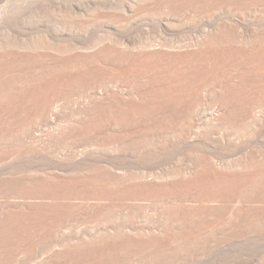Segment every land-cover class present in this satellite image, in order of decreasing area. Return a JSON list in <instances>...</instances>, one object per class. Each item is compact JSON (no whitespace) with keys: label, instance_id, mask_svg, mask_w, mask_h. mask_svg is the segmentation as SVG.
<instances>
[{"label":"bare ground","instance_id":"1","mask_svg":"<svg viewBox=\"0 0 264 264\" xmlns=\"http://www.w3.org/2000/svg\"><path fill=\"white\" fill-rule=\"evenodd\" d=\"M14 1L15 0L12 2ZM122 1L121 3L125 2ZM136 1L135 3H137ZM117 2L115 1V4L113 3L114 6L109 2L111 5L110 7L108 4H104V6H108L103 7L102 5L100 8L104 10L108 9V11L105 10L106 12H109V8H111V11L113 9L114 11H112V13H107V15L110 14L112 16V14H114L117 18L118 13L120 15L123 12V15L127 14L125 13L127 11H125L126 7L124 10L122 7L127 6L125 5L127 2L123 3V5L121 4V6L117 5ZM100 3L103 4L102 2ZM139 3L142 4L143 9H150V11L154 10V12L156 11L155 9L163 11V13H159L158 18L156 17L157 20L155 18L156 21H148L149 25L150 23L152 24L150 27L146 25L148 30H151L154 35H151L150 32H146L144 29H140V32L134 31L136 32H133L135 35L133 33L131 34L134 38L131 36L133 39L129 38V40L123 39V35H121L119 31L118 34L122 36H120L121 39L118 37L119 35L117 36L115 34L119 27L114 28V26H109L116 31L112 30L113 32H111V30H107L111 32H109V34H107L108 32H105L106 34L102 32L105 35L102 36L103 34H101L99 41L98 38L100 35L97 37L96 41L94 39L93 45H88V47H86V44H92L90 41V43L82 44L84 46L86 45L85 47L76 45L78 46L76 48H74L75 45H73L72 48V45L68 47L69 45L67 44L55 43L54 41L55 44L52 42H42L44 40L43 38V40L37 41H31L32 39H30L28 42L24 40L15 42L19 39H11L12 42H10L11 40L9 38L6 41V38L3 37L5 40L3 39V42L0 43V66H4L5 63L8 65L6 61H11L12 63L14 62L13 66L15 68L18 67V61H22L19 62L20 65H22L23 62L28 65L33 62L36 66L38 64V67L35 66V68L33 63H31L32 66L30 65L32 68L28 67L27 64V67L24 66L25 64L21 67L19 65V72H21L22 67H25L22 71H26V68H28V70L29 68L34 70H29L30 75L27 70L28 72L26 71V75H29L27 77H25L26 75H22V73H18L20 76H15V78L14 74L11 72L15 70L18 72V69L15 68L14 70L10 62L9 65L13 69L10 73L13 74L12 78H14L12 79L11 76L9 77L12 79L10 83L7 82L8 79L7 81L5 79L4 83L0 78L1 98L3 97V86H5L6 89L8 84V88H12L13 93L14 90H20V92L17 91L19 95L10 93L13 96H18V98L22 91L23 93L26 90L30 92L29 90L31 88L29 86L31 85L36 87H33V90L37 89L36 91L34 90V93L32 91L30 92L33 94L36 92L35 98L32 97L34 102L33 104L31 102V106L25 111L27 117L25 116L26 119L23 124L21 123L18 125L19 128H17V124L21 122V120L19 121L20 117L16 125L15 120L8 121L11 123H9L10 125L7 124L8 122L6 123L8 119L15 118L17 112L18 114L21 112V114L24 115V113L20 111L22 108L17 112H15L17 107L14 109L15 111L10 108V106H13V103L8 105V107L10 111H13L9 113L14 114L15 112V115H13L12 118H7V115V117H5V120L7 119L6 121L2 120L4 118L0 119V121L2 120L1 122H5V129L0 126L2 132L8 129L6 124L10 126L9 128H12L14 125V127L17 128L13 134L12 132L16 128H12V131L9 130L11 134L10 136L9 133H7L9 138L7 134L5 135L6 138L5 136L3 137V133L0 131L2 135L0 137V160L2 161L7 151H9V154L11 153L10 147L14 143H19L18 145L21 144L20 147L22 144L23 146L31 145V147L34 145L33 148L35 149L37 145H39L36 144L39 143L37 139L43 138L39 136L38 138L36 137L37 135H35V133L39 131V127L42 125L50 126V117H52V115L58 117L60 113H62L60 107H57L58 110L55 107L57 106L55 101H58L57 97L59 96L56 94L57 99L55 100V95L53 94H55L56 90L57 92L59 91V93H62L63 89L65 90V88H61L63 87V82L58 84V82L54 80L56 75L61 74L63 76L64 73H68L65 74L66 76L68 75V77L64 75L67 82L64 81V77L61 81L66 82L71 87L74 84L72 82L76 84L77 81L73 79L71 82L72 84L69 82L72 74L77 78L81 76L83 80L87 77H91L92 80L90 78V82L92 81V84L88 81L89 79H86V81H88V88H86L87 85L85 86V84H83L85 88H80V90H82L79 91L78 86L76 88V85H81L82 83H80L82 79H79L80 81L78 80V83L73 87L75 88L74 90H69V88H71L70 86L66 87V91L69 90V92H76L78 89V91L82 93V95H80L82 96V101L85 99V102L83 101L84 103L82 102V105L80 104L82 107L76 108L80 110V112H78V117H73L77 122L73 119L67 120L68 122L72 120L75 122H70L74 125H70V123L67 122V124L70 125V128L67 126L68 129L64 126H58L59 123L57 125L60 127L59 130H53L52 128L53 131H56L55 133H52V130H50V132L48 130V132L52 134H49L50 138L46 137L49 136L47 133L45 135L43 132V134L47 138L48 143L56 142L55 144L64 139L69 141L67 138L72 136L71 139H75L73 142H77L76 137L81 135L79 137V139H81L83 135V138L88 137L90 141L95 140L98 145L100 144L98 149L102 148L98 151L92 148V152L89 149L92 145L89 143V145H85V148L82 145L83 147L81 149L83 150L78 151L76 148H80L78 145H81V141L79 144L72 142L70 144L68 142L69 145L67 142L63 141V143L65 142L68 146L71 145L70 149L72 150H69V155H63L65 157L59 162L54 159L50 160L51 158L46 162L47 160L44 158L46 162L44 163L42 158L43 162L40 166L39 163L38 165L32 163L30 159L34 157V154L39 152V149L42 150V147L47 144H44V142L47 141L42 139L44 142L42 145V141L40 140L42 146H39L41 148L38 146L39 149L37 148L38 150H36V153H33V156H31V150L33 152L35 149H29V156L31 157L28 158L26 156V158L29 159L28 161H31L30 165H35L32 167H28L29 164L27 165L24 163L25 160H22L24 158H22V153L19 151L21 155V158H19L22 160L21 162L24 161V166H22L21 162L20 165L14 161V167L7 163L9 165L6 164L7 166L5 167L9 166V168H0V200H3L0 201V219H4L3 216L5 215L9 216V219L10 217L13 219L15 216H10L11 214H19V217L21 214V220L17 216L15 218L19 219H17V221H24L23 219L29 220L31 216L29 217L28 215L32 214L36 220V216H41L40 218L42 219V215L44 214L46 217V213L50 215V211H54L58 214L57 211L61 210V213L62 210L64 212L66 209L65 213H67L68 208L69 210L70 208H76L78 210V206H76L77 202L73 203L78 198L80 201L82 200V202L79 203V210L81 211L80 213L77 212L79 216L81 213L90 215L94 212V215L100 214L99 217L101 220L103 217H107L106 220L103 219L107 221L110 219L107 215L118 214L119 212L116 211L123 205L120 204L119 207L116 208L114 205L115 203H113L111 199L113 197L110 196H116V199L114 197L113 200H117L119 199V197L117 198L119 194H121L120 196H125L124 194L126 193L127 195L134 196L135 192L138 194L140 191H143L144 193L147 192V194L149 192L152 195L153 193L157 195L161 191L168 190L167 193H172L170 190H173L171 196H175L174 192H179L177 194L178 196L176 198L173 197L175 198L174 200L169 199L171 203L165 202L166 206L164 205L160 208L162 203H160V205L158 204L159 206H157L159 208L157 207L158 209L156 208L153 214L150 212L152 215H148V218H152L153 220L152 222L148 219L151 221V225L148 224L149 226L144 227H137L136 225V227H132L134 224L131 218L135 219L136 216L140 217V215H143L146 213L145 211L149 209L145 210V208L138 207V205L136 206L135 204L130 205V203L128 205L126 202V206H124L125 208L123 209L127 210L128 214L126 215V211L124 213V210H122V212V208H120V213L121 215L125 214L128 218L131 217L129 218L132 223L130 224L131 227L123 225L124 223L126 224V222H124L122 224L123 226L119 224L120 227H114V229H116L113 232H111L110 228V231L107 229L109 232L103 231L104 234H98V236L96 234V236L91 234L92 236L90 238H80V240L75 238L78 240H74L75 242L69 239L71 242L68 241V244L63 243V245L66 244L64 247L68 250H74L75 252H91V255L96 252L94 254L95 257L90 255L93 259H97L96 254L103 255L98 256V259L99 257H102L100 259H104L103 257L105 255L103 253L112 255L113 252L115 255H120L122 253V255H125L124 252L128 253L131 251L135 257L139 254H134L133 252L135 251L141 252L142 256H146L144 259L151 257L152 259H149V261L155 260L152 256L165 257L170 255L172 258L174 255V260L177 255L179 258L182 257L184 261H186L184 263L188 264H245L242 262L245 255L255 251L259 255H256L258 258L256 257V262L254 264H264V0H139L138 4ZM15 4H17V1ZM127 4H129V2ZM50 5H53V3ZM50 5L49 8L51 9L52 7H50ZM61 5L58 7H61ZM66 5H62L64 7L60 9H64L67 12L72 10ZM132 5L135 6L134 3ZM186 5H188L187 7H190V5L193 7V5H195L196 7L194 6L193 8H196V10L197 7L200 6L202 7H200L201 9H203V6L209 8H207L208 10L206 9L207 12L205 15H202L204 13L197 14L196 12L191 14L184 11L185 8H187ZM128 6L127 7L130 8V5ZM89 7L91 6L89 5ZM96 8H98V6ZM182 8H184V10ZM57 9L60 10L59 8ZM173 9L182 11L176 12V10ZM64 10L60 11V13L64 12ZM83 10L86 12L89 9ZM115 10L118 13L115 12ZM172 10L176 12L175 15H173ZM73 11L75 12V9H73ZM91 11L92 9L90 12L87 11V15H89L88 13H91ZM85 12L83 13L85 14ZM130 12H132V8ZM79 13L77 14L75 12V14H73L82 16L83 13ZM94 13L95 12H93V14ZM68 14L71 16L72 12ZM114 16H112V18ZM117 18L115 20L113 18V20L117 21ZM136 20L138 19H135V21ZM133 21L134 20H132V22ZM138 22L139 21H137V23ZM145 22L144 24H146ZM128 23L130 24L131 21ZM129 24L126 26H129ZM133 24L136 23L133 22ZM36 38L40 39L39 37H35V39ZM15 61L17 63H15ZM8 67L9 66H7V68ZM7 68H4V70H7ZM2 71H0V73H2ZM9 71L10 67L8 72ZM8 72H6V74H8ZM45 73H49L50 77ZM69 74H71L70 77ZM52 75L53 78L51 77ZM6 76L0 77L4 79ZM58 78L61 77L59 76ZM58 78L56 77V79ZM45 80L47 82H45ZM66 83L65 85L63 83L64 87L67 86ZM128 83L131 85L129 86ZM89 84L92 85L90 88ZM26 87L29 89L22 90ZM78 91L77 93L79 95ZM8 92L3 93L8 96L10 95ZM27 92L24 93L26 94L25 99L24 96L20 97V99H22L21 101L24 99L22 103L28 102L26 100L27 95L29 97L31 96L29 95L30 93L27 94ZM69 92H67L68 95L64 94L65 97H70L72 94H75L74 92L70 95ZM63 93L65 92L63 91ZM64 95H60L59 99ZM65 97L64 100L66 99ZM9 98V101L12 102L14 98V101L17 102L15 97H8V99ZM6 99H1V101L3 102L5 100L8 104V99ZM20 99H18L17 104H21ZM27 99L29 100L28 97ZM33 99L29 101H33ZM79 99L78 101L81 102V97ZM5 101L0 105L3 106ZM68 101L70 102L69 98L64 102ZM74 101L75 103L78 102L77 100ZM11 102H9V104ZM75 103L71 104L70 102V105ZM30 104L28 102L26 106ZM20 106L22 107L24 105L21 104ZM66 106V108H68L69 103ZM73 106H69L68 109ZM4 107L7 108L5 105L3 108ZM74 107H76V105ZM9 108L7 109L9 110ZM66 108H63L64 111ZM23 109L26 110L27 107H23ZM54 109L60 111L59 115L54 114ZM2 112L4 113V110ZM23 115L22 117H24ZM37 128L38 130L36 131ZM6 131L9 132L8 130ZM108 142L111 143V146L113 143V149L114 147L117 149L123 144L136 143V146L139 145L137 146L138 149L135 147L136 150L133 147L134 144H132L133 153L138 150L135 153V155H137L135 160L128 156L127 159L126 153H123L125 159L121 156L118 158L113 155V157L111 155L112 147L108 145ZM53 143L51 144L53 146L50 145L51 153L49 155L57 151V146L60 145L59 143L55 151L52 152V148L54 147ZM105 144L111 148L108 147L110 150L107 149V151H110V155L105 153L107 152L105 150V147H107ZM46 146H49V144ZM62 146L60 145L59 148ZM20 147H16V149H20ZM28 148H30V146H27L26 149ZM46 148L43 149L46 150ZM116 149H114L115 154ZM124 149H128V152L127 150L124 151ZM129 149L130 147L128 148L127 145L122 149L123 151L118 152H120V154L122 152L129 153ZM117 150L120 149L118 148ZM15 152L18 154V151ZM59 152L58 149L57 154L55 152L54 155L56 154L59 157ZM56 155L55 159L57 158ZM116 155H119V153ZM234 155L236 156L235 158ZM11 156L12 155H7V158L9 157L8 159H10ZM14 156L15 154H13L12 157ZM36 156L38 157V154ZM53 156L51 157L53 158ZM66 156L68 158H66ZM64 158L67 160H64ZM15 159L16 158L11 160ZM132 159L133 161H130ZM5 163L1 164L5 165ZM159 163L162 168L159 167L160 165H157ZM155 164L158 167H153L156 166ZM3 165L0 166L2 167ZM156 168L158 169L155 170ZM20 181L21 185H24L21 188H25L26 192H28L26 188H36V190L30 189L33 191L32 196H30L32 192H28L30 195L26 193L30 197L18 195L17 192L20 189L18 188V190L17 187ZM48 185L50 189L53 188L50 186L56 188L58 186V188H55V190H50L48 188L49 190H47ZM43 186H46V190L42 188ZM95 187H98L100 191L102 189V193L99 192L98 189L96 190ZM92 188L95 189V194ZM15 189L17 192H15ZM103 190L112 191V193L108 191V194L112 195H107L111 200L106 198L107 191L104 194ZM10 191L14 192L19 199H21V197L22 199H18L19 201L15 200L17 196H11L13 194H10ZM23 191L19 194L22 193L21 195H24ZM97 192L104 194L106 201H111L114 206L108 205L105 201L104 203L98 202L101 199L99 198V200L97 198ZM113 192L116 195H113ZM143 192H141V194ZM93 194L94 196H91ZM101 194H98V197L102 196ZM162 195H160L161 197L158 195L161 200H163ZM95 196L97 199H95ZM163 196L165 198V192ZM169 196L168 194V197ZM90 197H94L91 200H96L97 202L90 204ZM102 197L104 200V196ZM127 197L128 198L120 197V200L124 198L129 199V196ZM168 197L166 196V198ZM78 199L76 201H79ZM167 204L171 205L168 206ZM112 207L116 208H113L115 214L113 213ZM83 210H85V213L82 212ZM54 212H52V214H54ZM70 212L71 210L68 211V213ZM73 212L76 214V211H72L71 213L74 214ZM88 212H90V214H86ZM22 214H28V217L22 219ZM101 214L105 216L102 215L103 217L101 218ZM117 214L113 216V220L114 217L115 220H117L116 216L119 218V214ZM26 215H24V217ZM144 216L145 218L147 217L145 214L142 217ZM127 217L125 219H128ZM6 219L5 216V220ZM129 219L127 222H129ZM66 220L68 221L69 219L67 218ZM14 221H16V219ZM65 221L58 222L57 226L53 227L54 229L51 231H54V237L52 235L49 237L47 232L44 234L45 238L46 235H48L49 238H47L48 241H46L50 243V245L45 244V246L48 245V248L49 246L51 247L49 239L51 240L53 237L52 239L55 238L54 240H56L55 235L59 236L60 229H63V225L65 226ZM51 231L49 229L48 233ZM40 234L43 233L41 232ZM36 235L37 238L41 236L39 239H42V235ZM36 235H33V239L31 240L30 238L32 237L29 239L26 238V240L28 239V250L29 248L33 250V248L37 246L35 245L36 239H34ZM38 240L36 242H40ZM41 242H44V240ZM63 242L65 241L63 240ZM40 244L43 245V243ZM5 245L7 247V243ZM38 247L41 248V245L37 246V248ZM124 248L131 251L126 252ZM66 249L63 251H66ZM68 250L66 253H68ZM63 251L61 250L60 252ZM116 251L120 252L117 254ZM20 252L21 251H19V253ZM28 253H24V256L28 255ZM32 253H37V249L36 251L34 250V252L32 251ZM131 253L128 254L131 255ZM70 254L73 255L72 252L67 255L72 256ZM79 254L80 253H74L75 257H78ZM84 255L85 254L82 256L85 259L90 257L87 253L86 256H89L88 258ZM118 256L114 257H117L119 260L120 258ZM170 256H168V260H170ZM112 257L111 259H114V257ZM163 257L161 258L163 259ZM166 258L167 257H165V259ZM179 258H177L178 261L177 259L175 260L181 264V260L183 259L180 260ZM108 260L110 259L108 258ZM173 260L172 262H174ZM52 261L54 264L57 262V260H55V262L54 260ZM177 262L174 263L177 264ZM56 264H59V262Z\"/></svg>","mask_w":264,"mask_h":264},{"label":"rangeland","instance_id":"2","mask_svg":"<svg viewBox=\"0 0 264 264\" xmlns=\"http://www.w3.org/2000/svg\"><path fill=\"white\" fill-rule=\"evenodd\" d=\"M8 1V2H7ZM0 0V39H1V41H0V43H2L3 41V39L4 38H6V41H7V39L9 38L10 40L11 39H14V40H16V39H19V40H16L15 42H20V40H24L25 42H28V40H30V39H32L31 41H37V40H43L42 42H46V43H50V42H52V43H62V44H67V45H69L68 47H71V45H72V48H73V45H75L74 46V48H76V47H78L79 45L81 46L82 44H86V43H90V41H91V43L92 44H86L85 46L86 47H88V45H93L94 44V42H93V40L95 39V41H96V39H97V37H99V35H100V37L98 38V41H99V39L101 38V34H103V33H105V32H108L107 34H109V32L110 31H107V30H111V32H113V31H116V30H114V28H117V27H119V28H117V31L115 32V34L118 36V37H120L121 35H123V39H133L134 37H133V35H131L134 31H137V32H140L139 30L140 29H144L146 32H150V34L151 35H154V33L151 31V30H148V27L147 26H151L152 24L150 23V25H149V22H151V21H154L155 20V18L157 17L158 18V15H159V13L161 12V13H163V11L162 10H157V9H155L156 11L154 12V10L151 12L150 11V9L149 10H147V9H143V6H142V4H138V1L139 0H123V1H125V2H129V4H127V3H125V2H123L122 0H63V1H57V0H27V1H24V0H15L14 2H12L13 0ZM16 1H17V4H15L16 3ZM112 1H114V2H112ZM115 1L117 2L116 4L117 5H119V6H121V4L123 5V3H125V5H130V8H128L127 6H122L123 7V10H124V8L126 7V9H125V13H127V14H125V15H123V13L120 15L116 10H115V12H117V13H115V14H117L118 15V18H117V16L115 15L114 16V14H112V16H114L113 18H114V20L117 18V21H114L113 20V18H112V16L110 15V14H108L107 15V13H109V12H111L112 13V11H114L113 9H112V11H111V8H109L111 5L112 6H114L113 5V3L115 4ZM121 1L123 2V3H121ZM135 1L137 2V3H135ZM5 2H7V3H5ZM73 2V3H72ZM100 2H102L103 4H101ZM105 2V3H104ZM109 2L110 3H112L111 5L109 4ZM53 3V5H50V4H52ZM68 4V5H66V4ZM97 3H98V5H97ZM101 5H100V4ZM135 4V6L136 5H140V6H134V5H132V4ZM15 4V5H14ZM43 4H47L48 5V7H47V5H43ZM66 5L68 8H70V9H72V10H70V11H66V10H64V9H62V10H64V12H61L60 13V11H62L60 8H62V7H64V6H62L61 5V7H58L59 5ZM73 6H71V5ZM83 4V5H82ZM93 4V5H92ZM104 4L106 5V4H108L109 5V12H106L105 10H107L108 11V9H103V11H102V9L100 8L102 5H103V7H107V6H104ZM49 5H50V7H52L51 9L49 8ZM54 5H56V6H54ZM89 5L91 6V7H89ZM55 8H54V7ZM85 6V7H84ZM98 6V8H96ZM131 6H133V7H131ZM142 6V7H141ZM188 5H186V7H187ZM195 5H193V7H194ZM72 7V8H71ZM76 7V8H75ZM82 7V8H81ZM93 7V8H92ZM134 7H135V9H134ZM191 5H190V7H187V8H185V6H184V8H185V10H184V8H182L185 12H188V13H191V14H193V13H197V14H200V13H204V14H202V15H205L206 14V12H207V8H209V7H204L203 6V9H204V11H203V9H201L200 7H197V10H196V8H193ZM196 7V6H195ZM57 8H59L60 10H58ZM79 8V9H78ZM80 8H81V10H80ZM87 8L89 9V10H87ZM131 8H132V12H130L131 11ZM54 9H56V10H58V11H56V10H54ZM73 9H75V12L78 14L79 12H85L83 9H86L88 12H90V10L92 9V11H91V13H88L89 15H87V11L85 12V14L83 13H79V14H82V16H80V15H74L75 14V12L73 11ZM95 9H98V10H95ZM99 9H101V10H99ZM187 9V10H186ZM202 11H201V10ZM207 9V10H206ZM83 10V11H82ZM94 10V11H93ZM134 10V11H133ZM173 10H176V9H173ZM172 10V11H173ZM65 11H66V13H65ZM105 11V12H104ZM137 12V14H136V12ZM143 11V12H142ZM145 11V12H144ZM181 12V11H179V10H176V12ZM70 12V14H71V12H72V14H71V16L68 14ZM93 12H95L94 14H93ZM130 12V13H129ZM135 12V13H134ZM171 12V11H170ZM176 12H172L173 13V15H175L176 14ZM65 13V14H64ZM74 13V14H73ZM129 13V14H128ZM132 13V14H131ZM154 13H156V14H154ZM172 13H170V14H172ZM152 14H154V15H152ZM109 15H110V17H109ZM119 15H120V17H119ZM152 15V16H151ZM162 15V14H161ZM133 16V17H132ZM143 16V17H142ZM144 16H146V17H144ZM149 16V17H148ZM151 16V17H150ZM124 17V18H123ZM135 17V18H134ZM142 17V18H141ZM123 18V19H122ZM157 18H156V20H157ZM159 18H160V16H159ZM131 19V20H130ZM135 19H138V20H136L135 21ZM143 19H144V21H143ZM121 21V23H120V21ZM131 21V28H130V24L128 23V22H130ZM132 20H134L133 22H135L136 24H133V22H132ZM151 20V21H150ZM155 20V21H156ZM137 21H139L138 23H137ZM142 21H143V24H142ZM146 21V22H145ZM149 21V22H148ZM144 22L146 23V24H144ZM148 22V23H147ZM153 23V22H152ZM123 24V25H122ZM127 24H129V26H126ZM133 24V25H132ZM125 25V26H124ZM147 25V26H146ZM109 26H114V28H111V27H109ZM119 29V30H118ZM150 29V28H149ZM113 30V31H112ZM119 31H120V34H118L119 33ZM103 32V33H102ZM110 32V33H111ZM123 33V34H122ZM134 33H136V32H134ZM133 33V34H134ZM106 34V33H105ZM105 34H103L102 36H104ZM135 35V34H134ZM126 38H125V37ZM130 36V37H129ZM133 38H132V37ZM4 37V38H3ZM35 37H39L40 39H35ZM122 37V36H121ZM120 37V38H121ZM128 37V38H127ZM43 38V39H42ZM46 38V39H45ZM35 39V40H34ZM58 40V41H56V40ZM122 39V38H121ZM129 39V40H130ZM5 40V39H4ZM27 40V41H26ZM60 40V41H59ZM9 41V40H8ZM21 41V42H22ZM31 41H29V42H31ZM48 41V42H47ZM54 41V42H53ZM65 41V42H64ZM97 41V42H98ZM10 42H12V40L10 41ZM14 42V41H13ZM54 43V44H55ZM80 43V44H79ZM96 43V42H95ZM76 45H78V46H76ZM83 47H85L84 45H82ZM7 63H8V65L5 63H3L4 64V66L2 65V66H0L1 67V70L0 71H2V70H4V68H7V66H9L10 67V71L8 72V70H9V67L7 68V70L5 69L4 71H2V73H0V76H3V77H5L6 75H8V76H6V78H2V77H0L2 80H3V82L5 83V79H6V81H7V79H8V83H10L11 82V80L15 77V76H20V74L22 73V75H26V73L29 71V70H32V69H30V68H32L31 66H32V64L31 63H33V62H29L30 63V65H28L27 63H25V62H23L22 63V65H20L19 64V62H22V61H18V63L15 61V63H17L18 64V67H15V68H20L21 66H23L24 64V66L25 67H27V65H28V67H30L29 68V70H28V68H26V71H22L23 70V68L25 69V67H22V70H21V72H19V70L20 69H18V72H16V70H15V68H14V66H13V63L11 62V61H6ZM11 62V63H10ZM9 63L11 64V66H12V68H14V72H11L13 69L11 68V66L9 65ZM27 64V65H26ZM15 65V64H14ZM19 65H20V67H19ZM33 65H34V63H33ZM15 66H17V65H15ZM36 66V64L34 65V67ZM2 67H4V68H2ZM33 67V68H34ZM36 67H38V64H37V66ZM35 67V68H36ZM34 70V69H33ZM32 70V71H33ZM8 72V74H6V72ZM3 72H4V74H3ZM13 73L14 74V77L12 78V76H13V74H11V73ZM48 72V71H47ZM15 73H20V74H15ZM23 73H25V74H23ZM1 74H3V75H1ZM6 74V75H5ZM28 74L30 75V71L28 72ZM26 75L25 77H27V76H29V75ZM45 74H48V77H50V75H49V73H45ZM45 74H43V75H45ZM65 74H68V73H64V75ZM21 75V76H22ZM61 77V78H58L59 76ZM58 75H56V77L60 80H58V79H56V77H55V79L54 80H56L57 82H58V84L61 82H63L64 83V85H65V83L67 82V80H65V77H68V75L66 76L65 75V77H64V75L62 76L61 74H58ZM11 76V78H9ZM71 76V74H69V77ZM72 76H73V74H72ZM70 77V79H69V82L71 83L72 82V80L74 79V81H76V84L78 83V80L79 79H82V81H80V83H81V85H76L75 84V82H72V83H74L73 85H72V87L69 85V84H67V86H65L64 87V85H63V83H62V86L63 87H61L62 89L63 88H65V90L63 89V91L65 92V93H63V91L62 90H60V91H62V93L60 92L59 93V91L57 92V90H56V92H55V94H53V95H55L54 97H55V100L58 98V101H55V104L57 105V106H55L56 107V109L58 110V108L60 107V111L62 112V113H60V115H59V112L60 111H57L56 109H54L55 111H54V114L55 115H59L58 117L57 116H53L52 115V117H50L51 119H50V126L49 125H45V126H47V127H45V126H40L39 127V131H37L38 130V128L36 129V133H35V135H37L36 137H43L42 139H44L45 141H47V138L49 137L50 138V135H52V134H50L49 132H50V130H52V128H53V130H59V128L60 127H58V126H61V127H66V129H68L67 128V126H69V128H70V125H74V124H71V123H73L74 121L75 122H77L76 121V119L74 120V116H76V118L78 117V112H80V110H77L78 108H81L82 106V102L84 101L85 102V99H83V101H82V96H80V95H82V93H80L79 91H81L80 90V88H85V86L87 85V82L89 81L90 82V78L91 77H87L86 79H89L88 81H86V79H84L83 80V78H81V76H80V78H79V76H78V78L76 77V76H73V77ZM52 78H53V75L51 76ZM64 77V78H63ZM76 77V78H75ZM16 78V77H15ZM64 79V81H66V82H64V81H61V79ZM10 79V80H9ZM48 79H50V78H48ZM47 79V80H48ZM68 79V78H67ZM91 80H92V78H91ZM45 82H47L46 80H45ZM85 82V83H84ZM60 83V84H61ZM71 83V84H72ZM91 84H92V81L90 82ZM83 84H85V86L83 85ZM91 84H89V88L92 86ZM36 85H38V84H36ZM35 85V86H36ZM76 85V88H77V86H78V88H79V91H78V89H77V91L79 92V95H78V93H77V91L75 92V94H72V93H74L73 91H70L69 92V90H74L75 88H73L74 86ZM128 85L130 86L131 84H129L128 83ZM3 86V85H2ZM8 86H9V84H8ZM8 86H6V89H5V86H3V88H4V90H2V94H3V97L1 98L0 97V101H1V99H8V97H11V98H13V97H15V100L17 99V102H18V99H20V97H22V96H24V99H25V95L26 94H24V93H26L27 92V90L23 93V91L20 93V96H19V98H18V96H13V95H15V93H16V95H19V93H17V91H19L20 92V90H14V89H16V88H14L13 90H14V93L12 92V88L10 89V88H8ZM32 86V85H31ZM31 86H29L31 89L29 90L30 92L32 91L33 93H34V90L36 91L37 89H34L33 90V87H34V85L31 87ZM68 86H70L71 88H69V90H67L66 91V87H68ZM79 86H84V87H79ZM8 88V89H7ZM34 88H36V87H34ZM60 88V89H61ZM86 88H88V85L86 86ZM25 89H29L28 87H26V88H23L22 90H25ZM68 89V88H67ZM6 90V91H5ZM11 90V91H10ZM9 91V92H8ZM3 92H5V93H7L8 92V94H13V95H8L7 96V94L5 95V93H3ZM30 92H27V94L28 93H30ZM67 92H69V94L72 96V98H71V96L70 97H65V95H68V93ZM33 93H30L29 95H31L30 97L27 95L26 96V100L29 102V104L32 102V104H33V102H34V99L33 98H35L34 96H35V94H36V92H35V94H33ZM67 93V94H66ZM76 93H77V98H76ZM23 94V95H22ZM32 94H33V96H32ZM59 96V97H57L56 98V96L57 95ZM65 94V95H64ZM4 95H5V97H4ZM60 95L62 96V95H64L63 97H61V99H59L60 98ZM75 96V97H74ZM17 97V98H16ZM27 97L29 98V100H32L33 99V101H29L28 99H27ZM33 97V98H32ZM64 97L66 98L65 100H68V98L70 99V102H71V104L72 103H75V101L74 100H77L78 101V99L81 97V102H77V103H75V104H73L74 106L76 105V107H74L73 105H70V102L68 101V102H64L65 100H64ZM75 99H74V98ZM30 98H32V99H30ZM6 99V100H7ZM24 99H23V101H24ZM10 100V98L7 100L8 101V104H7V102L5 101V103H4V105L5 106H7V108H9L8 107V105H11L12 103V107L10 106V108L13 110V111H15L14 109H16V107H17V110L15 111V112H17V111H19L20 110V108H22V110H20V111H22V113H24V115L23 114H21V112H20V114H18V112L16 113L17 115H15V112H14V114L13 113H9V112H13L12 110L10 111V108H9V110L6 108V107H4L3 108V106H1L0 105V107L1 108H3V109H1L0 110V119H2V118H4V119H2V120H4V121H6L5 120V117H7V115H8V117L7 118H12L13 117V115H15L16 117L15 118H13V119H8L7 121H6V123L8 122V121H14L15 120V125L17 124L16 122H19L20 120H21V122H19L18 124H17V126L19 125V124H23L24 123V120L26 119L25 118V116H26V114H25V111H27L28 110V107L29 106H31V104L30 105H27L26 106V104L28 103H22L23 101H21L22 99H20V103L22 104V105H24V106H20L21 104H17V102L16 101H14V98L12 99V102L11 101H9ZM80 100V99H79ZM3 101V102H4ZM72 101H74V102H72ZM2 101H1V103L0 104H2L3 103ZM9 102H11L10 104H9ZM16 102V103H15ZM59 102V103H58ZM83 102V103H84ZM66 103V104H65ZM68 103H69V106H73V107H71L70 109H68L69 108V106H68V108H66L67 106L66 105H68ZM15 104V105H14ZM64 104V105H63ZM81 104V105H80ZM17 105V106H16ZM19 105V106H18ZM63 105V106H62ZM77 105H79V106H77ZM15 106V107H14ZM65 109L66 108V110H67V112H66V110L64 111V109L62 108V107ZM19 107V108H18ZM23 107L25 108V107H27V109L25 110V109H23ZM58 107V108H57ZM73 108V109H72ZM76 110H75V109ZM6 109V110H5ZM62 109H63V111H62ZM4 110V113L2 112ZM8 110V111H7ZM8 113H7V112ZM24 111V112H23ZM6 112V113H5ZM57 112V113H56ZM64 112H66V113H64ZM70 112V113H69ZM77 112V113H76ZM27 113V112H26ZM72 113V114H71ZM4 114V115H3ZM10 114V115H9ZM62 114V115H61ZM66 114V115H65ZM74 114V115H73ZM76 114V115H75ZM2 115H3V117H2ZM12 115V116H11ZM19 115V116H18ZM22 115L24 116V117H22ZM68 117V119H67V117ZM72 116V117H71ZM22 117L23 118V120H22V118L20 119V118ZM27 117V116H26ZM74 117V118H73ZM16 118H17V120H16ZM18 118H19V121H18ZM60 119H61V121H60ZM71 119H73L72 121H70V122H68L69 120H71ZM1 120V121H2ZM52 120V121H51ZM54 120H55V122H54ZM68 120V121H67ZM0 121V122H1ZM1 122L0 124H2V125H0L1 127H4L5 126V122ZM23 121V122H22ZM67 122L68 123H70V125H68L67 124ZM74 122V123H75ZM10 122H8L7 124H9ZM13 123V122H12ZM26 123V122H25ZM55 123V124H54ZM57 123V124H56ZM60 123V124H59ZM6 124V126L8 127V129H6V130H11L12 128H16V127H12V128H9L10 126V124L9 125H7ZM14 124V123H13ZM59 124V125H58ZM58 125V126H57ZM66 125V126H65ZM53 126V127H52ZM42 127V128H41ZM54 127H55V129H54ZM58 127V128H57ZM72 127V126H71ZM17 128H19V126L17 127ZM17 128L16 129H12L13 130V132H12V134L15 132V130H17ZM45 128V129H44ZM57 128V129H56ZM3 129H5V127L3 128ZM62 129H65V128H62ZM62 129H60V130H62ZM1 130H2V128H1ZM0 130V131H1ZM4 131L3 130V137L7 134V133H9V135L11 136V134H10V131L9 132H7V131ZM11 130V131H12ZM48 130H49V132H48ZM51 131L52 133L54 132H56V131ZM264 131V130H263ZM4 132H6V133H4ZM43 132L45 133V135H46V133H47V135H49V136H46L45 137V135L43 134ZM38 133V134H37ZM1 135V133H0V137L2 136ZM9 135L7 134V137L9 138ZM42 135V136H41ZM81 136V135H80ZM80 136H78V137H76V136H74V137H76V141L77 142H73L75 139L73 138V139H71L72 137H69V138H67L69 141H66L65 139L64 140H61V141H58L59 143L61 142L62 144H63V146H62V144L60 143V145L62 146V147H60L59 148V146H57L59 143H57V144H55V143H53V142H50V143H48V141L47 142H44V140H42L41 138L40 139H37V142H39V143H36V144H39V145H43V142H44V144H46V145H48L49 144V146H46V145H44L43 147H42V150L41 149H39V148H41L39 145H37V147H36V144H35V147H36V149L35 148H33L34 147V145L31 147V145H24V146H26V147H24L23 146V144H22V146L20 147V145H18L19 143H14L13 145H11V147H10V149H11V153L12 152H15V151H18V154H17V152H15V153H8L9 151H7L8 150V148H7V152L5 153L6 155H4V157L6 158H4L3 157V159H2V161L0 160V162L1 163H5V165H3V164H1L0 163V165H3L2 167L0 166V168L2 169V168H4L5 166H7V165H9L10 164V166H13L14 167V161L17 163V164H20V162L22 161V160H25V164H29L28 165V167H32V166H35L34 164H37L38 165V163H39V165L41 166L42 165V158H43V160H44V163H46V162H48L49 161V159L50 160H57V162H59L61 159H63V157H65V156H63V155H66L67 154V156L69 155V150L71 151L72 149H70L71 148V145L70 146H68L69 145V143L71 144V142L72 143H78L79 144V142L81 141V145L79 144L78 146L80 147L79 149H77L76 148V150H83V149H81L83 146H84V148L86 147L85 145L86 144H88L89 145V143H91L90 145H92V147L91 148H89L92 152H93V149L94 150H96L97 149V151L99 150V149H101L102 147V145L100 146L101 148H99L98 149V147H99V145H98V143L95 141V140H93V141H90L89 139H88V137L87 138H83V135H82V138L81 139H83V140H81V139H79V137ZM3 137H2V139H3ZM38 137V138H39ZM46 139H45V138ZM5 138H6V136H5ZM4 138V139H5ZM77 138H78V140H77ZM1 139V138H0ZM85 139H86V141H85ZM42 141V143H41V141ZM49 140V139H48ZM88 140H89V142H88ZM63 141H65V142H67V144L65 143H63ZM85 142V144H84V142ZM96 142V144H95V142ZM69 142V143H68ZM111 142V141H110ZM110 142H108L109 144V146L110 147H112V149L109 147V146H107L106 144H105V146H107V147H105L104 148V145H103V148L107 151V149H111V155L113 156H115V157H118V158H120V156L123 158V159H125L124 157L125 156H123V153H126V158H127V156L129 157V158H133L134 160H135V157L137 156V155H135V153L138 151H136L135 152V150H136V148L135 147H137V146H139V145H135L136 143H132V144H134V146L131 144V143H127V144H123L122 146H120V147H118L120 150H117L116 149V147H114V149H116L115 150V152H116V154L117 153H119V155H116L115 153H114V149H113V143H112V146L110 145L111 143ZM41 143V144H40ZM54 144V147L52 148V152H54L55 151V149L58 151V149H59V153H60V155H61V152H62V155L60 156L59 155V157L56 155L57 154V151H55L56 152V156H57V158L59 159H55V155H54V153H52L51 155H49L50 153H51V149H50V145L51 144ZM93 143V144H92ZM106 143H107V141H106ZM16 144V145H15ZM20 147V149L19 148H17L16 149V147ZM41 145V146H42ZM65 145V146H64ZM67 145V146H66ZM83 145V146H82ZM87 145V146H88ZM94 145H96V146H94ZM124 145H125V147L128 145V148L130 147V149H129V153H127L128 152V149H124V151H126L127 150V152H122L121 154H120V152H118V151H123L122 149L123 148H125L124 147ZM12 146H14V147H12ZM27 146H30V148H28V149H26L27 148ZM38 146H39V148H38ZM51 146H53V145H51ZM57 146V147H56ZM134 147V152L135 153H133V151H132V149H133V147ZM46 147H49V148H46ZM88 147H90V146H88ZM109 147V148H108ZM132 147V148H131ZM14 150H13V149ZM35 149L33 152H32V150H31V156H33V153H36V150H38L39 149V152H37V154H38V157L36 156L37 154H34V157H32L30 160H32V163H34L33 165L31 164L30 165V163H31V161H28L29 159L28 158H30L31 156H29L30 155V150L29 149ZM38 148V149H37ZM43 148H46V150L45 149H43ZM93 148V149H92ZM140 148V147H139ZM9 149V150H10ZM16 149V150H15ZM48 149V150H47ZM49 149H50V152H49ZM88 149V148H87ZM88 149V150H89ZM109 149V150H110ZM137 149H138V147H137ZM13 150V151H12ZM26 150H28V151H26ZM44 150V151H43ZM107 151V152H105V153H107V154H109V152L110 151ZM113 150V151H112ZM130 150H131V152H130ZM22 153L21 155H22V158H24V159H22V160H20V158H21V155H20V152ZM41 151V152H40ZM43 151V152H42ZM94 152H96V151H94ZM114 154H113V153ZM58 153V154H59ZM65 153V154H64ZM132 153H133V157H132ZM236 153V152H235ZM234 153V154H235ZM13 154H15V156L14 157H12L13 156ZM129 154V155H128ZM131 154V155H130ZM237 154V153H236ZM235 154V155H236ZM7 155H12L11 157H10V159H8L7 158ZM18 156V158H17V156ZM20 155V156H19ZM25 155V156H24ZM54 155V156H53ZM110 155V154H109ZM234 155V158L236 157ZM26 156L28 157V158H26ZM35 156H36V158H35ZM41 156V157H40ZM44 156H46V157H44ZM48 156V157H47ZM51 156H53V158L51 157ZM66 156V158H68ZM113 156V157H114ZM20 157V158H19ZM14 158H16L15 160H11V159H14ZM27 159V161H26V159ZM35 158V159H34ZM47 160L46 162H45V159ZM48 158V159H47ZM20 161H19V160ZM128 159V158H127ZM133 159L132 160H130V161H133ZM5 160V161H4ZM17 160V161H16ZM64 160H67V159H65L64 158ZM63 161V160H62ZM11 162V163H10ZM23 162H21V164H22V166H24V163ZM67 162V161H66ZM7 163H9V164H7ZM14 163V164H13ZM41 163V164H40ZM44 163H43V165H44ZM7 164V165H6ZM12 164V165H11ZM20 164V165H21ZM27 165H25V166H27ZM36 165V166H37ZM153 165H154V163H153ZM156 165V164H155ZM157 165H160V163L159 164H157ZM153 166V167H158V166ZM18 166V165H17ZM160 168H162L161 167V165L159 166ZM6 169L7 168H9V166L8 167H5ZM12 168V167H11ZM158 168H156L155 170H157ZM22 180H23V178H22ZM38 180V179H37ZM24 184V183H23ZM44 185H45V183H44ZM24 186V185H23ZM22 185H21V181L19 182V185H18V187H17V189L19 190L18 192H17V190L15 191V192H17L18 193V195L19 196H23V197H25V195L27 196V197H30V196H32L33 195V191L32 190H36V188L34 189V188H26L27 190H28V192H32L31 193V195L28 193V192H26L25 191V188H21V187H23ZM45 187L46 186H43L42 188H44L45 189ZM52 189H54L55 190V188L56 187H54V186H50ZM49 188V185L47 186V190H49L48 189ZM57 188H58V186H57ZM56 188V189H57ZM12 189V188H11ZM11 189H9V190H11ZM23 189H24V191H23ZM30 189H32V190H30ZM52 189H50V190H52ZM93 189V188H92ZM95 189L97 190H99V188L97 187H95ZM95 189H93V193L95 194V192H94V190ZM101 189V188H100ZM40 190V189H39ZM46 190V189H45ZM14 191V190H13ZM24 192V195H21V194H19L20 192ZM92 191V190H91ZM107 191V192H106ZM106 191H104L103 190V192H104V194H105V192H106V198L108 199V200H111L112 199V202L113 203H115L114 205H115V207L116 208H118L119 207V205L121 204H123L122 205V207L120 206V208H122L121 209V211L122 210H124L123 208H125L124 206H126V202H127V204L129 205V203H130V205H132V204H135L136 206L138 205V207H142V208H145V210H148V211H145L146 213H144L145 215H147V217L145 218V216L144 217H142L143 215H140V217L138 216H136V218L135 219H133V218H131V217H129V218H131V221H133L132 223L134 224V225H132V227L134 226V227H136V225H137V227H144V226H149V225H151L150 223H151V221L153 222V220H152V218L150 219V218H148V215L150 216V212H152V214H153V212H154V210H156V208L160 205V203H162L161 204V206H160V208L162 207V206H166V204H165V202L166 203H171V202H169V199H172V200H174L178 195V193L179 192H177V193H175L174 192V195L175 196H171L172 194H173V190H170L172 193H167V191H161L162 192V194L164 195V192H165V198H164V196L161 194V192L159 193V194H157L156 195V193H153V195L154 196H156V197H154L152 194H150L149 192H148V194H147V192H143V191H138L139 193L137 194V192H135V195L133 194V193H130V194H133L134 196H132V195H127L126 193L124 194L125 196H120L121 194H119V196H117V198L119 197V199H117V200H113L114 199V197H115V199H116V196H110V197H113V198H111L110 199V197L108 198V196L107 195H112V194H108V191L109 190H106ZM111 191V190H110ZM110 191H109V193H110ZM175 191V190H174ZM176 191H180V190H176ZM46 192H49V191H46ZM99 192H101L102 193V189H101V191L99 190ZM99 192H97L96 194V196H97V198L100 200V201H98V202H100V203H104V201L108 204V205H112L113 203H111V201H108V202H110V203H108L107 201H106V199H105V195L104 194H101V193H99ZM141 192H143L142 194H143V196H142V194H141ZM13 194V195H11V196H14L15 194H14V192H11L10 191V194ZM28 195H30V196H28ZM111 193H112V191H111ZM94 194L93 195H91V196H94ZM98 194H101L102 196H104V200H103V197L102 196H99L98 197ZM150 194V195H149ZM168 194L170 195L169 197H168ZM182 194V193H181ZM35 195V194H34ZM113 195H116V194H114V192H113ZM129 196V199H125V198H128L127 196ZM140 195V196H139ZM149 195V196H148ZM158 195L160 196V195H162V197H163V200H161V196L160 197H158ZM15 196H17V195H15ZM14 196V197H15ZM96 196H95V199H97L96 198ZM140 198H139V197ZM153 196V197H152ZM166 196L168 197V198H166ZM102 197V198H101ZM120 197L122 198V197H125L124 199L126 200H124V199H121L120 200ZM132 198V200H131V198ZM173 197H175V198H173ZM17 199H15V200H17V201H19V200H21L22 199V197H21V199H19V197L17 196L16 197ZM94 198V197H93ZM92 197H90V199H89V202H90V204H92V203H96L97 201L95 200V201H93V200H91V199H93ZM147 198V199H146ZM19 199V200H18ZM78 199V198H77ZM76 199V200H77ZM157 199H159V200H157ZM166 199H168V200H166ZM74 201L73 203H75V202H77L76 203V206H78L77 208H78V210L76 209H71L70 208V210H71V212L72 211H76V214L74 213V214H72L71 212L70 213H68V211H70L69 210V208L67 209L68 211H67V213H65L66 211V209L64 210V212H63V210H62V212H63V214H62V212L60 213V211L61 210H59V211H57L58 212V214H56L54 211H50L51 213H50V215H49V213H46L47 215H49V216H47L46 215V217H45V215L43 214H41L42 215V219L39 217V216H36V220L34 219V216H32V214H27L30 218H31V220H30V218H29V220H25V219H23V218H26V217H28L26 214H22L23 216H22V219L24 220V221H17V219L19 218L20 220H21V214H20V217L17 215V214H11L10 216H17L18 218H15V217H13V219H11L12 217H10V219L8 218L9 216H7V215H5L6 216V218L8 219H6L5 220V216H3L4 217V219L2 218V219H0L1 221H0V225L2 226H0V264H50L51 262V264H54L53 263V261L52 260H54V262H55V260H57V262H59V264H176V263H174V262H177L178 261V259L177 258H179V256H177V258H176V256H175V259H177V261L174 259L173 260V257H174V255H173V257L171 258V256L170 255H168V256H170V260H168L169 259V257L168 256H165V257H167L166 259H165V257H163V256H152L153 257V259L155 258V260H150L149 261V259H152L151 257H147V258H145L144 259V257H146V256H142L141 254V252H133L134 254H137V253H139V254H137V255H139V256H135L134 257V255L131 253L132 251L131 250H129V249H126V248H124V251H131V252H128V253H131V255L130 254H128V253H125L124 251V254L125 255H122V254H118L119 252H117L116 251V253L119 255H115V253L113 254V252H112V255L111 254H109L108 255V253H107V255L105 254V253H103L105 256L103 257L104 259H100V258H102V257H99V259H98V256H100L99 254H96V256H97V259L95 258V259H93V257H91V256H94L95 257V253L96 252H94L93 253V255H91L92 253L91 252H86L87 254H89V256H86V253L85 252H80V251H74V250H70V252H72L73 253V255H74V253L75 254H78V253H80L79 255H78V257L76 258L75 257V255L73 256L72 254H70V255H72V256H69V255H67V254H69L70 252H69V250L68 249H66L65 247H64V245H66V244H64L63 245V243H69L68 241H78V240H76L77 238L80 240V238L82 239V238H85L86 239V237L87 238H90L92 235H94V236H98V234L99 235H101L102 233L104 234V232L103 231H107V229H109V231H110V228H111V232H113L118 226H119V224H120V226L124 223V222H126V224L124 223L123 225H126L127 227L129 226V227H131L130 226V224H132L131 223V221H130V219L126 216L128 213V211L127 210H124V213H125V211H126V215L125 214H123V215H121V213H120V208H118V210L116 211V212H119L117 215H118V217L119 218H117V216H116V219L118 220H115V217H114V220H113V216H115L116 214H115V210L114 209H116V208H114V207H112V209H113V213L115 214V215H113V214H108L107 216L108 217H110V221L109 220H107V221H104V220H106V218L105 217H103L102 215H104V214H101V218L103 217V219L101 220L100 219V217H99V215H97V214H93L92 212V214H90V212H88V213H86V214H90V215H84V214H80V216L78 215V213H80V211L81 210H79V206H80V204L79 203H81L82 202V200L80 201V199H78L79 201ZM119 200V201H118ZM125 202H124V201ZM166 200V201H165ZM171 200V201H172ZM0 201H3V200H0ZM117 201V202H116ZM122 201V202H121ZM133 203H132V202ZM136 201V202H135ZM140 201V202H139ZM159 201V202H158ZM164 202V203H163ZM173 202V201H172ZM105 203V204H106ZM138 203V204H137ZM140 203V204H139ZM77 204H79V205H77ZM117 204V205H116ZM159 204V205H158ZM75 205V204H74ZM114 205H112V206H114ZM134 205V206H135ZM153 207H152V206ZM156 205V206H155ZM158 205V206H157ZM168 205V204H167ZM169 205H171V204H169ZM168 205V206H169ZM152 207V208H151ZM155 208V209H154ZM159 208V207H158ZM157 208V209H158ZM153 210V211H152ZM52 212H54V214H52ZM78 212V213H77ZM83 213H85V210H83L82 211ZM123 212V211H122ZM149 212V213H148ZM148 213V214H147ZM60 214V215H59ZM67 214V215H66ZM151 214V215H152ZM24 215H26L25 217H24ZM40 215V214H39ZM70 215H71V217H70ZM76 215V216H75ZM82 215V216H81ZM97 215V216H96ZM110 215V216H109ZM125 215V216H124ZM44 216V217H43ZM62 216V217H61ZM67 216V217H66ZM69 216V217H68ZM105 216V215H104ZM120 216H121V218H120ZM123 216V217H122ZM129 216H130V214H129ZM32 217H33V219H32ZM39 217V218H38ZM47 217H49V218H47ZM56 217V218H55ZM61 217V218H60ZM63 217H65V218H63ZM79 217V218H78ZM128 218L129 219V222H127V220L128 219H125V218ZM16 219V221H14L15 219ZM46 218V219H45ZM69 219L68 221L66 220V219ZM73 218V219H72ZM112 218V219H111ZM145 218V219H144ZM18 219V220H19ZM48 219V220H47ZM64 219V220H63ZM125 219V220H124ZM148 219H150V220H148ZM3 220H4V222H3ZM10 220V221H9ZM58 220V221H57ZM66 220V221H65ZM75 220V221H74ZM140 220V221H139ZM33 221V222H32ZM47 221V222H46ZM65 221V226L63 225V229H60L61 231L59 232L60 234H59V236L58 235H55V237H56V240H54V239H52L53 237H54V231H51L52 229H54L53 227H56L57 226V224H58V222L60 223V222H64ZM70 221V222H69ZM114 221V222H113ZM120 221V222H119ZM137 221V222H136ZM146 221V222H145ZM27 222V223H26ZM49 222V223H48ZM148 222V223H147ZM6 225H5V224ZM31 223V224H30ZM41 223V224H40ZM47 223V224H46ZM67 223V224H66ZM117 223V224H116ZM115 224V225H114ZM149 224V225H148ZM153 224V223H152ZM14 225V226H13ZM54 225V226H53ZM122 225V226H123ZM34 226V227H33ZM46 226V227H45ZM119 226V227H120ZM13 227V228H12ZM43 227V228H42ZM114 227H116L115 229H114ZM16 228V229H15ZM37 228V229H36ZM113 228V229H112ZM14 229V230H13ZM35 229V230H34ZM50 229V231L51 232H49L48 233V230ZM5 230V231H4ZM12 230V231H11ZM19 230V231H18ZM28 230V231H27ZM11 231V232H10ZM35 231V232H34ZM36 231H37V233H36ZM109 231H107V232H109ZM8 232V233H7ZM19 232V233H18ZM43 233V234H40V233ZM47 232V234H49V237H51V235L53 236L52 238H51V240L49 239V242H51V247L49 246V248H48V245H50V243H48L47 241V238H49L48 237V235H46V238H45V236H44V234ZM101 232V233H100ZM4 233V234H3ZM12 234H14V235H12ZM36 234H38V235H42V239L40 240L39 238H41V236H39V238H37V235ZM92 234V235H91ZM96 234V235H95ZM33 235H36V237L34 238V239H36L35 240V245H37V246H39V245H41V248L40 247H38L37 248V246L35 247V248H33V250L31 249V248H29V250H30V252H31V254H30V252H29V250H28V243H27V240L30 238V237H32V238H30V240L31 239H33ZM88 235H90V236H88ZM6 236V237H5ZM14 236V237H13ZM16 236V237H15ZM43 236H44V238H43ZM59 239H58V238ZM26 238H28L27 240H26ZM76 238V239H75ZM3 239H4V241H3ZM9 239V240H8ZM39 239V240H38ZM70 239V240H69ZM20 240V241H19ZM29 240V241H30ZM40 241V242H36V241ZM42 240H44V242H41ZM47 240V241H46ZM58 240H59V242H58ZM63 240L65 241V242H63ZM6 241V242H5ZM14 241V242H13ZM28 241V242H29ZM45 241H46V243H45ZM55 242V244H54V242ZM67 241V242H66ZM70 241V242H71ZM72 241V242H73ZM74 241V242H75ZM5 242V243H4ZM17 242H19V243H17ZM62 242V243H61ZM7 243V247H6V244ZM25 245H24V244ZM37 243V244H36ZM39 243V244H38ZM40 243H43V245L42 244H40ZM58 245H57V244ZM23 244V245H22ZM45 244H48V245H46L45 246ZM52 244H54V245H52ZM59 245H61V246H59ZM62 245H63V248H62ZM22 246V247H21ZM30 246V245H29ZM52 246H54V247H52ZM26 247V248H25ZM62 249H61V248ZM23 248V249H22ZM59 248V249H58ZM66 249V251H63V250H65ZM3 249V250H2ZM25 249H27V250H25ZM36 249H37V253H32V251L34 252V250L36 251ZM9 250V251H8ZM41 250V251H40ZM63 251V252H60V251ZM67 250H68V253H66L67 252ZM19 251H21L20 253H19ZM24 251H27V252H24ZM39 251V252H38ZM16 252V253H15ZM28 253V255H25L24 256V253ZM122 252V251H121ZM255 251H253L252 253L250 252V254L249 253H247V255H245V257H244V260H242V262H244L245 264H254L255 262H256V257L259 255L257 252H255ZM3 253V254H2ZM82 253V254H81ZM91 253V254H90ZM98 253V252H97ZM110 253V252H109ZM22 254V255H21ZM83 254H85L84 256L85 257H89L88 259H85V258H83ZM128 254V255H127ZM80 255H81V257H80ZM110 255H111V257L114 255V256H118L120 259L118 260V258L117 257H114V259H111V257H110ZM257 255V256H256ZM101 256H103V255H101ZM110 259V260H108V258ZM140 256H141V258H140ZM26 257H28V258H26ZM51 257V258H50ZM68 257V258H67ZM112 257V258H113ZM122 257V258H121ZM128 257V258H127ZM133 257V258H132ZM139 257V258H138ZM161 257H163V259L161 258ZM56 258V259H55ZM63 258V259H62ZM107 258V259H106ZM126 258V259H125ZM160 258V259H159ZM258 258V257H257ZM51 259V260H50ZM84 259V260H83ZM138 261H137V260ZM142 259V260H141ZM174 261V262H172V260ZM180 260L181 259H183L182 257L181 258H179ZM81 262H80V261ZM91 260V261H90ZM97 260V261H96ZM108 260V261H107ZM113 260V261H112ZM117 260V261H116ZM130 260V261H129ZM166 260V261H165ZM179 260V261H180ZM51 261V262H50ZM62 261V262H61ZM68 261V262H67ZM83 261V262H82ZM144 261V262H143ZM182 262H181V264L183 263V264H188V263H184V262H186V261H184V259L183 260H181ZM47 262V263H46ZM49 262V263H48ZM57 262H55V264L57 263ZM67 262V263H66ZM106 262V263H105ZM113 262V263H112ZM140 262V263H139ZM153 262V263H152ZM177 264H179V262H177ZM257 264V263H256Z\"/></svg>","mask_w":264,"mask_h":264}]
</instances>
